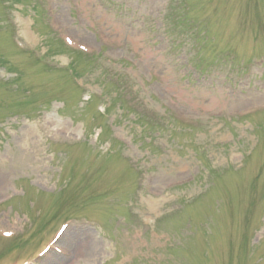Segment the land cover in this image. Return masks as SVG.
Returning a JSON list of instances; mask_svg holds the SVG:
<instances>
[{
  "label": "rangeland",
  "instance_id": "374dc122",
  "mask_svg": "<svg viewBox=\"0 0 264 264\" xmlns=\"http://www.w3.org/2000/svg\"><path fill=\"white\" fill-rule=\"evenodd\" d=\"M0 264H264V0H0Z\"/></svg>",
  "mask_w": 264,
  "mask_h": 264
}]
</instances>
